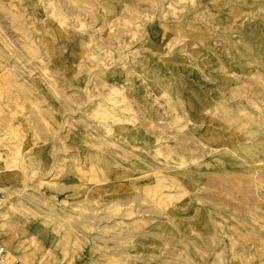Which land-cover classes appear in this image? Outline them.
I'll return each instance as SVG.
<instances>
[{"label": "rangeland", "instance_id": "obj_1", "mask_svg": "<svg viewBox=\"0 0 264 264\" xmlns=\"http://www.w3.org/2000/svg\"><path fill=\"white\" fill-rule=\"evenodd\" d=\"M108 1L0 0L5 264L28 263L2 238L8 223L18 215L29 224L49 206L74 208L53 212L47 231L90 237L80 250L106 254L107 264H264V152L212 149L199 130L207 125L178 97L177 72L162 60L145 63L152 50L146 28L170 22L164 15L178 13L179 0H127L116 13L106 11ZM226 1L186 0L185 6L200 27L205 21L219 29L211 15L224 12ZM258 1L235 0V11H258ZM50 20L80 42L78 53L67 38L54 41ZM124 40L129 44L121 47ZM165 41L170 49L180 44L178 34ZM200 43L187 36L188 49ZM194 63L186 66L214 76L211 63ZM118 66L121 81L107 76ZM153 68L152 75L170 83L155 84L151 94ZM115 100L118 124L108 117ZM222 107H210L207 116ZM228 151L239 162L231 170L238 179L228 180L222 169Z\"/></svg>", "mask_w": 264, "mask_h": 264}, {"label": "crops", "instance_id": "obj_2", "mask_svg": "<svg viewBox=\"0 0 264 264\" xmlns=\"http://www.w3.org/2000/svg\"><path fill=\"white\" fill-rule=\"evenodd\" d=\"M204 2L211 4L212 1ZM234 2L235 0H227L224 12L218 10L221 12L217 11L211 15V19L223 26L218 29L205 21H202L200 27L188 17L186 0H179L178 13L169 9L164 15V18H170V22H162V25L159 22L150 23L146 28L152 50L145 63L162 60L168 64L164 66L168 67L169 73L177 72L174 80L178 83V97L191 109L195 120L207 125L199 130L211 138L212 149L241 148L245 154L256 150L264 152V0L258 1V11H235ZM205 19L208 20L207 17ZM205 27L210 28L213 38ZM151 29L153 32L150 38L148 34ZM176 34L179 36L180 44L178 48L170 49L165 44V38ZM188 35L199 37L201 45L196 44L193 49L192 47L188 49ZM191 61H195V66L211 63L214 76L207 78L200 71L188 68L186 63ZM176 62L178 66H175ZM153 65L157 66V63ZM152 73L158 74L156 68L148 75L152 79V85L146 88L151 94L158 89L154 87L155 84L170 83L164 80V76H155ZM221 100L226 101L225 107ZM167 106L176 108V104L173 103ZM220 106L223 107L219 110L225 109L224 112L216 115L213 112L207 116V109ZM136 130L142 132V129ZM180 139L182 141L183 138ZM180 145L187 147L183 142H180ZM230 154L228 151L224 160L226 164L222 165V169L226 166L227 179L234 180L238 178L231 171L234 170L232 165L239 162L231 159ZM214 162L215 156L212 155L211 164ZM239 176L243 178L245 173ZM71 208L74 206L68 207L70 211ZM14 209L18 210L16 204ZM66 210L49 206L42 209L40 219L36 218L29 224L24 223L18 215L13 217L8 223L11 230L2 238L10 244L15 253L28 259V263L19 259L20 264H107L106 254L80 250L79 246L82 243L89 244L90 237H78L74 234L55 236L47 231L45 222L49 216L55 211ZM56 216L53 215L57 218ZM64 245L67 246L65 247L67 250H63ZM13 251L10 258L14 255Z\"/></svg>", "mask_w": 264, "mask_h": 264}, {"label": "bare ground", "instance_id": "obj_3", "mask_svg": "<svg viewBox=\"0 0 264 264\" xmlns=\"http://www.w3.org/2000/svg\"><path fill=\"white\" fill-rule=\"evenodd\" d=\"M126 1L127 0H110L106 4V11L116 13L119 10H124L125 8H127V6L125 5ZM47 23H48L47 28L49 29V34L51 37L54 38V41L55 40L58 41L60 38H67L68 49L71 51L73 50V52H76V53L79 52V50L81 49V44H80V42H78V40H76L73 37L69 38L68 34L56 22L50 20ZM152 32H153V29L149 30L148 35L150 38H151ZM124 41L121 42V47H124L127 44H129V41L128 42H126L127 40L125 42ZM123 71H124L123 68L118 66V67L114 68L113 70H110L107 73V76L109 78L112 76L114 79H116V80L120 79V81H121L123 79ZM117 76L120 78H118ZM120 81H116V83H119ZM116 103H118L116 100L113 102V104L110 103V112L108 113V117H109V119L111 118L110 120H114L115 124H118L119 122H117L116 116L119 114V108H117V109L115 108L114 104H116ZM114 115H115V117H113ZM101 121L102 120H100L98 122L96 121L99 128L100 127L102 128V126L105 125ZM94 128L97 129L96 125H94ZM135 131L137 132L136 129H135ZM129 133H130V131H129ZM6 175L3 176L4 179L2 178L1 182L8 180L7 178H5ZM197 227L203 228V227H205V225H198Z\"/></svg>", "mask_w": 264, "mask_h": 264}, {"label": "built area", "instance_id": "obj_4", "mask_svg": "<svg viewBox=\"0 0 264 264\" xmlns=\"http://www.w3.org/2000/svg\"><path fill=\"white\" fill-rule=\"evenodd\" d=\"M6 262V249L0 245V264H5Z\"/></svg>", "mask_w": 264, "mask_h": 264}]
</instances>
